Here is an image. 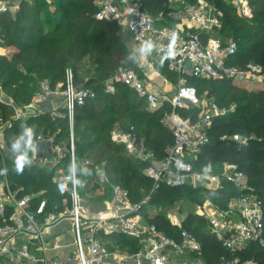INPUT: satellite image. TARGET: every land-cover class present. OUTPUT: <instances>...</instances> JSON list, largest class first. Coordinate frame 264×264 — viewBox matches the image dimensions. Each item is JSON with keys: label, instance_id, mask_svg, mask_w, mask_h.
Listing matches in <instances>:
<instances>
[{"label": "built area", "instance_id": "obj_1", "mask_svg": "<svg viewBox=\"0 0 264 264\" xmlns=\"http://www.w3.org/2000/svg\"><path fill=\"white\" fill-rule=\"evenodd\" d=\"M44 2L50 6L54 0ZM22 3L31 0H0V14L15 16ZM225 3L240 20L251 19L248 0H225ZM94 5L95 21H112L125 29L141 75L120 67L105 90L112 93L116 82L135 93L146 111L157 112L164 106L168 109L162 112L159 124L171 135L172 143L164 150L162 159L156 158L133 126L115 123L109 133L113 144L121 146L132 161L144 166L143 174L153 183L151 193L160 185L215 191L223 183L246 191V177L234 166L224 164L219 171H211L195 170L192 164L209 142L208 131L213 121L227 115L214 104H200L195 88L188 85L187 79L228 80L242 85L249 80L254 82L258 74L257 78L264 81V71L260 68L241 69L233 64L238 49L236 42L218 35L223 12L206 0H197L194 5L168 0L167 14L155 19L143 11L142 0H94ZM160 62L176 76V88L172 92L159 89L157 79L167 83L155 69V64ZM250 68L257 74L247 79ZM51 97L61 99L58 110L64 111L68 122L67 143L32 132L30 138L25 135L21 139L16 151H31L28 165L50 177L58 201L50 209L39 193L18 197L19 192L6 177L0 178V264H207L202 260L199 243L181 229L182 222L169 221L179 230L178 240L164 236L142 215L151 193L140 203H132L125 188L109 184L103 164L96 167V182L110 187V198L103 203L104 209L88 210L78 189L77 171L91 163L77 159L73 124L76 108L92 99L93 94L75 85L71 69L65 71L61 86L51 88L48 81L40 82L30 104L22 110L12 105L0 87V103L12 108L13 121L37 116L39 113L30 112ZM184 109L197 110L196 119L183 118L180 111ZM50 115L58 114L55 111ZM10 126L11 122L0 118L3 157L8 156L3 132ZM231 140L246 143V139L238 136ZM197 216L207 221L210 233L232 254L241 252L250 242L262 244L263 215L258 200L250 194L231 200L225 209L206 201L197 207ZM115 237L133 241L138 249L121 251L113 242ZM223 264L252 263L233 259Z\"/></svg>", "mask_w": 264, "mask_h": 264}, {"label": "trees", "instance_id": "obj_2", "mask_svg": "<svg viewBox=\"0 0 264 264\" xmlns=\"http://www.w3.org/2000/svg\"><path fill=\"white\" fill-rule=\"evenodd\" d=\"M206 1L223 12L218 35L237 44L233 64L241 69L254 66L264 71V0H248L254 19L249 24L240 20L225 0ZM196 2L187 0L186 3L194 5ZM167 3L168 0H142V8L147 15L157 18L167 14ZM50 6L53 11L49 10ZM50 6L44 0H31V3L20 4L15 16L0 14V48L12 50L9 54L0 55V87L12 105L22 110L30 104L44 80L36 82L21 77L19 67L30 69L36 76L49 78L51 88L63 85L65 71L71 69L75 85L93 94L92 99L76 108L74 115L73 137L77 159L91 163L77 171L81 196L90 197L102 188L96 182V167L103 164L109 184L125 188L130 201L140 203L144 196L150 195L153 183L143 174V165L132 161L121 146L110 141L109 133L115 123L133 126L138 136L146 139L156 158L162 159L164 150L172 143L171 135L159 124L162 112L168 110L167 106L157 112H148L143 101L119 83L113 82L112 93L105 90V82L114 78L121 63L124 65L122 68L133 70L136 63L125 43L119 40V27L93 19L96 12L94 0H54ZM126 52L127 56H124ZM85 59L96 67L93 77L83 78L78 72ZM155 69L163 78L176 84V76L167 70L164 63L155 64ZM206 82L217 84V89H212L207 98L220 109L230 95L238 93L231 98L236 108L228 116L213 121L208 131L209 142L192 164L195 170L211 171H217L224 164L232 165L246 177L247 190L239 191L228 183H223L215 191L160 185L157 191L151 193L142 215L164 236L178 240L179 230L160 213L150 216L149 208H162L183 196H190L193 205L200 206L207 200L217 208L225 209L231 200L250 194L258 200L263 215L262 244L250 242L244 250L232 254L210 233L207 221L194 214L185 216L181 229L199 243L202 260L207 264H223L233 259L264 264V90L240 93L241 90L228 80L187 79L198 96L199 88ZM57 114L52 117L50 113H41L23 121H13L12 108L0 103V118L11 122V126L3 132L7 150L12 151L13 143L20 145L25 128H30L35 134L52 136L56 142L67 143V119L63 110H58ZM197 114V110L180 111L183 118L190 117L192 121ZM233 136L246 139V143L234 142L231 140ZM224 137L226 139L222 140ZM3 177L19 192L18 197L39 193L50 209L52 202L56 204L58 201L50 177L32 165H23L22 171L17 172L16 164L0 155V178ZM92 200L91 197L90 202ZM113 242L121 251L138 249L133 241L125 238L115 237Z\"/></svg>", "mask_w": 264, "mask_h": 264}, {"label": "rangeland", "instance_id": "obj_3", "mask_svg": "<svg viewBox=\"0 0 264 264\" xmlns=\"http://www.w3.org/2000/svg\"><path fill=\"white\" fill-rule=\"evenodd\" d=\"M183 1L187 2V0H183ZM49 10L53 11V7L51 8V6H50ZM148 16L151 17L152 19L156 18V17L151 16L149 14H148ZM252 20H254L253 19V15H252L251 19L247 23L249 24L250 21H252ZM236 22H237V19H236ZM106 23H109V22H106ZM113 24L116 25V23H113L111 21L110 25L113 26ZM119 30H120L118 32L119 40H121V41H123L125 43L127 51H129L131 53V57H133L131 44H129L130 43L129 36L127 35V33H126L125 29H123V27H119ZM10 51H12V50L10 49ZM7 53L9 54V52H7ZM124 56H127V52L124 54ZM129 57H130V55H129ZM120 67L122 68V67H124V65L121 63ZM130 70H133V69H130ZM133 71L137 72L136 67H135V70H133ZM18 72H19V75L21 77H25L27 79L30 78V79H32V81L34 80L36 82L40 81V80L48 81V79H49L47 77H44L43 75L36 76L34 72H32L30 69H27V68L19 67L18 68ZM78 72L81 75V77L90 78V77H93L94 73L96 72V67L92 66L88 59H85V60H83L81 62ZM247 72H249L248 75L246 76L247 79H249L250 76L253 73L257 74L256 71L252 70V68L248 69ZM137 74L139 76H141L138 72H137ZM257 77H259L258 74H257ZM257 77H256V80L254 82L252 80H249L248 83H242V85L234 84V86L237 89L241 90L240 93L245 92V91H252V90H255V91H260L262 89L264 90V81H262V79H259ZM157 80L159 82V89H161V91H163V92H165V91L172 92L176 88V84H173V82H170L169 80H167V83H163L159 79H157ZM106 82L104 84L105 86L107 84H109V81L107 83ZM203 85L204 86L199 88L200 92H199V96L198 97L200 99V104H205V103L213 104L212 101L207 98V95L212 89H217V84H215L213 82H206ZM220 91L223 92V90H220ZM240 93H239V95H240ZM235 95H238V93H233L232 95H230V98L229 97L227 98L224 106L222 107V109L226 112L227 116L232 113L231 109L236 108L235 101L231 100V98L234 97ZM145 141H146V139H145ZM5 157L8 160H10V158L8 156L5 155ZM219 169H217V171H219ZM101 187L102 188H100L99 191H96L95 194H93L90 197L87 196V195H85V196L82 195V199L84 200L88 210L95 211V210L104 209L102 201H104V198H106V197L109 198L110 197L109 196L110 195V187L108 185H102ZM91 197L93 199L92 202H90ZM206 201L207 200H204L203 203L200 206L206 204ZM52 203H53V205L55 204V202H52ZM197 207L198 206L193 205L192 198L190 196H183L182 199H180V200L176 201L175 203L170 204L168 206H164L162 208L161 207H158V208L151 207V208H149L148 209V214L150 216H154V215L160 213L163 216H165V218L168 221H172V222L180 221V222H182L183 219L185 218V216L188 215V214H194V215L197 216ZM201 229L202 230H206V228H204V227H202ZM111 245H113V244H111ZM107 246L109 247L108 242H107Z\"/></svg>", "mask_w": 264, "mask_h": 264}, {"label": "crops", "instance_id": "obj_4", "mask_svg": "<svg viewBox=\"0 0 264 264\" xmlns=\"http://www.w3.org/2000/svg\"><path fill=\"white\" fill-rule=\"evenodd\" d=\"M130 44V43H129ZM8 50V51H7ZM7 52H11L10 49H2L0 48V55H6ZM8 54V53H7ZM60 102H61V99L60 98H56V97H51L48 101H46L45 103L43 104H40L38 105L36 108H35V111H32L30 112L31 115H36L37 113L41 114V113H52V112H55V111H58L59 107H60ZM2 139V138H0ZM8 151V156L10 155V159L14 160V162H16V158L17 156L19 155H26V157L28 158L30 156V152H25V151H21V152H18V151H15V152H12V151ZM14 158V159H13ZM13 162V161H12ZM13 162V163H14ZM23 165H28V160L23 164ZM110 196V195H109ZM110 198V197H109ZM108 197L105 198V200L103 201V203L106 201V200H109Z\"/></svg>", "mask_w": 264, "mask_h": 264}, {"label": "clouds", "instance_id": "obj_5", "mask_svg": "<svg viewBox=\"0 0 264 264\" xmlns=\"http://www.w3.org/2000/svg\"><path fill=\"white\" fill-rule=\"evenodd\" d=\"M24 134L30 138L31 135H32V130L30 128H25L24 129ZM18 147H19V144L18 143H13L11 145V150L12 151H15ZM26 161H27L26 155H19V156H17V158H16V171L17 172L22 171L23 164Z\"/></svg>", "mask_w": 264, "mask_h": 264}, {"label": "water", "instance_id": "obj_6", "mask_svg": "<svg viewBox=\"0 0 264 264\" xmlns=\"http://www.w3.org/2000/svg\"><path fill=\"white\" fill-rule=\"evenodd\" d=\"M189 67V63L186 64V68ZM159 189V186H156L155 190L157 191Z\"/></svg>", "mask_w": 264, "mask_h": 264}]
</instances>
